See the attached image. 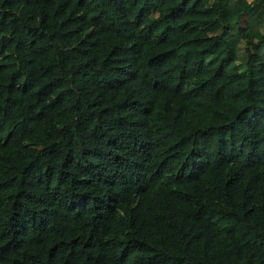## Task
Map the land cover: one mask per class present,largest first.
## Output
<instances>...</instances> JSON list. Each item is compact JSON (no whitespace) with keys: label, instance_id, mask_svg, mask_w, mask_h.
<instances>
[{"label":"trees","instance_id":"obj_1","mask_svg":"<svg viewBox=\"0 0 264 264\" xmlns=\"http://www.w3.org/2000/svg\"><path fill=\"white\" fill-rule=\"evenodd\" d=\"M0 264H264V0H0Z\"/></svg>","mask_w":264,"mask_h":264}]
</instances>
